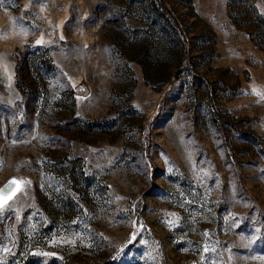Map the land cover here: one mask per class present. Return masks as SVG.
I'll use <instances>...</instances> for the list:
<instances>
[{
	"label": "rangeland",
	"instance_id": "374dc122",
	"mask_svg": "<svg viewBox=\"0 0 264 264\" xmlns=\"http://www.w3.org/2000/svg\"><path fill=\"white\" fill-rule=\"evenodd\" d=\"M0 264H264V0H0Z\"/></svg>",
	"mask_w": 264,
	"mask_h": 264
},
{
	"label": "trees",
	"instance_id": "16d2710c",
	"mask_svg": "<svg viewBox=\"0 0 264 264\" xmlns=\"http://www.w3.org/2000/svg\"><path fill=\"white\" fill-rule=\"evenodd\" d=\"M19 71H22V69L20 68V70Z\"/></svg>",
	"mask_w": 264,
	"mask_h": 264
},
{
	"label": "snow or ice",
	"instance_id": "6c2138e0",
	"mask_svg": "<svg viewBox=\"0 0 264 264\" xmlns=\"http://www.w3.org/2000/svg\"><path fill=\"white\" fill-rule=\"evenodd\" d=\"M38 43H39V41H38Z\"/></svg>",
	"mask_w": 264,
	"mask_h": 264
}]
</instances>
